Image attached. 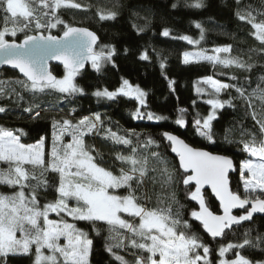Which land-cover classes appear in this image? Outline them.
Returning <instances> with one entry per match:
<instances>
[{"label": "trees", "instance_id": "trees-1", "mask_svg": "<svg viewBox=\"0 0 264 264\" xmlns=\"http://www.w3.org/2000/svg\"><path fill=\"white\" fill-rule=\"evenodd\" d=\"M75 2L81 7L61 8L54 14L49 12L41 22L51 20L54 23V17L59 16L72 27L89 29L99 40L94 51L99 53L103 50L105 55L111 51V59L102 61L99 71L94 69L90 62L84 71L78 73L74 83L83 89V92L74 95L50 91L34 93L15 83L17 80L23 81L15 72L3 69L0 71V80L9 84L5 89L7 95H0V107L5 109L0 112V127L18 134L22 143H35L43 138L47 152L54 132V120L62 121L69 116L79 119L99 114L101 122L98 123L94 134L87 133L84 136L85 145L98 164L114 174H119L122 167L128 168L129 165L118 160L117 154L131 155L133 148L136 149L138 157L149 159V171L143 178V184L136 190L141 203L149 208H167L171 205L173 214L178 212L180 219L190 225L185 231L196 233L210 248L208 259L211 264L218 263L221 246L242 242L245 232H249L248 238L258 246L233 249L231 255L226 256L227 259L234 258L235 251H240L253 262L264 261V240L257 239L264 237V214L253 217L252 220L242 221L226 229L223 236L213 239L202 224L191 216L193 211L198 212L195 201L190 198V193L195 191V188L183 184V177L187 173L180 171L163 135L170 133L193 148L230 158L234 166V170L229 174L230 189L244 196L239 167L247 155L240 142L250 139V134L260 137L259 125L252 119V113L255 111L259 118L261 112V101L253 93L264 89V45L256 40L251 24L240 19L238 14L251 11L258 21L264 19V16L259 15L264 12V0H202L200 8L192 6L196 0ZM108 12L115 13L114 18L101 19V14ZM3 17L4 13L0 11V30L4 26ZM197 24L200 25L199 28ZM8 26L11 28L12 24ZM63 29L64 24H58L56 29L44 27L37 30L33 23L7 40L19 42L26 34L36 33L59 35L63 33ZM164 30H168V36L163 35ZM184 36L194 43L181 39ZM227 46L231 48L230 53L221 57L238 58L241 62L251 65L250 70L235 65L224 67L220 64L213 66L207 62L186 64L182 61L183 53L189 50L210 52L217 47ZM145 56L146 59L142 58ZM51 70L56 77L64 72L58 67H51ZM209 76L232 86L218 96V99L231 103H225L223 108L215 111L216 119L211 122L214 142L198 134L195 125L196 119L210 114V105L199 100L197 93V80ZM124 80L146 93L144 105H141L134 95H118L112 100L94 95L96 91L104 89L116 91ZM237 88L242 89L245 97L251 99L242 98ZM28 107H32L31 112L24 110ZM137 110L141 118L134 116ZM37 112L39 116L36 115ZM148 113L165 119L149 120ZM181 116L185 120L184 126L175 123ZM109 129L118 136L126 137L131 143H115L109 136ZM149 140L153 143L149 144ZM153 152L159 153L168 161L169 168L174 170L171 184L165 183L166 177L159 171L155 158L151 156ZM7 167L6 164L0 163V169L6 170ZM25 167L31 169L29 166ZM154 167L157 168L156 171L152 170ZM45 175L49 185L47 190L40 188L38 191L37 200L40 204L52 202L57 197L58 174L49 171ZM26 183L35 184L36 181L29 180ZM25 190L29 193L30 189ZM14 192L15 189L0 184V194L9 195ZM117 193L127 195V190L122 188L117 190ZM173 193L175 202L172 200ZM203 195L210 211L218 214L217 203L208 193ZM243 213L245 211L235 214L240 216ZM76 226L86 231L88 238L93 242L89 264H120L115 255L124 257L132 264L133 253L144 256V252L128 247L126 239L125 246L113 247L112 252H109L107 247L117 241L109 238L108 225L103 222L95 224L99 234L93 230L90 222H79ZM198 251L203 255L202 249ZM33 261L32 252L29 255L9 254L7 257H0V264H33Z\"/></svg>", "mask_w": 264, "mask_h": 264}, {"label": "snow or ice", "instance_id": "snow-or-ice-1", "mask_svg": "<svg viewBox=\"0 0 264 264\" xmlns=\"http://www.w3.org/2000/svg\"><path fill=\"white\" fill-rule=\"evenodd\" d=\"M193 7H202V0H196ZM81 5L75 0H0V11L4 13L3 28L0 30V63L10 65L18 69L26 78L15 83L32 92H44L53 90L62 94L74 95L82 93L78 85L74 83L75 77L83 68L86 60H90L92 67L100 70L102 61L110 60L112 52L104 54L93 50L96 43L94 33L83 28H75L66 24L59 16H55V22L51 20L41 22L49 12L56 13L61 8H80ZM175 7V5H173ZM240 19L247 20L255 30L256 40L264 45V19L257 20V16L251 11L238 14ZM264 16V12L259 13ZM115 13L101 14V19L114 18ZM12 24L10 28L8 25ZM34 23L35 29L44 27L54 28L58 24H64V38L58 40L54 36L25 35L22 43H10L6 37L16 36L17 31H24ZM199 28L200 25L197 24ZM163 35L168 36V30ZM181 39L194 43L189 37ZM230 46L213 49L215 55H207L204 52L183 54L184 63L193 60H206L213 64L219 63L224 67L235 65L250 70L251 65L241 62L235 57L222 58L220 53H230ZM60 61L65 69V75L58 79L47 68L48 59ZM142 58H147L142 57ZM202 83L209 85L216 94L221 90L232 87L213 79L211 76L203 79ZM7 81L0 80V95H7L5 91ZM240 96L246 100L244 91L236 89ZM14 91V89H13ZM198 92L202 91L197 89ZM98 98L115 99L118 95L135 96V99L144 105L146 93L138 86L133 87L127 80L116 91H96ZM254 96L261 101L259 118L253 111L252 119L259 125L260 137L250 134V139L242 140V150L253 159L243 160L240 164V180L243 184L244 196L234 192L229 187V171L234 170L233 161L221 155H213L190 147L175 135L164 133L165 138L173 145L172 151L179 157V167L184 173L183 184L195 183V191L190 193V198L199 204V212L193 211L191 216L199 221L204 230L213 238L224 235L225 229L233 224L252 220L256 213H264V89ZM213 111L204 118L195 120L198 134L209 141H213L212 121L216 119L215 110L224 107L225 103L218 98L207 101ZM251 107V104H249ZM38 107V105H37ZM31 112L32 107L24 109ZM5 109L0 107V112ZM184 110H181L183 112ZM39 116V112L36 113ZM136 118H141L139 110L134 113ZM149 120H161L164 117L147 114ZM101 117L96 114L93 117H82L77 123L70 119L53 121V147L51 158L46 162L43 138L36 144L21 143L20 136L14 135L11 130L0 127V163L6 164V170L0 169V184L9 187L19 186L21 189L13 195L0 194V257L9 254H25L32 252L35 246V259L33 264H89V256L92 250V240L88 233L78 228L75 224L65 219L50 220L49 212L57 215L61 213L73 220L90 222L93 230L99 234L96 222L108 225L109 238L116 240V244L108 246L112 252L113 247L124 245V239L133 249L147 253L146 256L133 253L135 259L132 264H211L207 259L210 248L204 244L201 238L194 232L185 231L190 225L180 219V214H173L171 205L167 208H149L140 202L136 190L143 184V178L149 171V159L138 157L136 149H132L131 155L117 154V159L128 168H121L119 174H114L96 162V158L85 145L84 136L95 130ZM176 124L185 125L181 116L176 119ZM21 131L22 130H18ZM110 138L119 144L131 143L126 137L118 136L108 130ZM71 136L70 143H63L62 137ZM214 142V141H213ZM149 144L153 141L149 140ZM159 171L166 177L165 183L171 184L174 178V170L168 166V161L159 153L153 152ZM31 166V169L25 167ZM156 171L157 168L152 169ZM57 173L59 176L56 187L57 197L54 201L46 203L43 208L39 207L37 194L40 188L47 190L49 182L47 172ZM247 173V175H245ZM29 180L35 184L26 183ZM135 184V187H134ZM208 185L212 193L220 202L223 215H216L210 211L205 202L201 189ZM24 188L30 189V197L26 196ZM126 189L127 195L117 193L119 189ZM111 190V191H110ZM145 199H149L145 197ZM175 202V194H172ZM74 201L70 206L69 202ZM160 202V201H158ZM251 205L250 208L246 207ZM245 209L244 215L232 214L233 209ZM133 218L131 221L122 217ZM138 218V222L136 221ZM123 230V232L121 231ZM19 233V237L17 236ZM125 233L130 235L125 236ZM249 232H245V238L240 243H228L219 248V256L224 257L233 249H244L246 246L257 247L248 238ZM65 241L60 243L61 239ZM264 240V237H257ZM44 249L48 250L45 255ZM203 250V255L198 251ZM115 255V254H114ZM234 259H222L219 264H264V261H251L240 251H235ZM120 264H129L124 257L115 255Z\"/></svg>", "mask_w": 264, "mask_h": 264}, {"label": "rangeland", "instance_id": "rangeland-1", "mask_svg": "<svg viewBox=\"0 0 264 264\" xmlns=\"http://www.w3.org/2000/svg\"><path fill=\"white\" fill-rule=\"evenodd\" d=\"M53 29H56V27H54ZM64 31H65V29H63ZM62 30V31H63ZM63 31V32H64ZM18 33H20V31H17V34ZM16 34V35H17ZM13 37H15V36H11V35H9V36H7L6 37V39H12ZM187 52H189V53H196V52H204L205 54H207V55H215V53L213 52V50L212 51H210V52H205V51H201V50H189V51H187ZM184 54V53H183ZM220 56H223V55H225V56H227V53H220L219 54ZM222 58H224V57H222ZM182 61L184 62V57H183V55H182ZM198 62H207V63H210L211 65H216V64H219V63H216V64H213V63H211V62H208V61H206V60H199V61H195V60H193L192 62H189V63H198ZM221 65V64H220ZM221 66H223V65H221ZM64 71V70H63ZM65 75V71L63 72V73H61L60 74V76L59 77H57L58 79H62L63 78V76ZM205 78H207V77H205ZM205 78H201V79H199V80H197V85H198V87H197V89L199 88V89H201L202 91H200V92H198L197 91V93H198V97H199V100H202L203 102H206L207 103V101L209 100V99H212V98H218V96L222 93V91L223 90H225V89H223V90H221V92L219 93V94H216L215 92H214V90L209 86V85H207V84H204V83H202V81H203V79H205ZM213 78V77H212ZM213 79H215V78H213ZM215 80H217V79H215ZM219 81V80H218ZM221 82V81H220ZM222 83H224V82H222ZM226 84V83H225ZM45 91H50V92H55V93H59V92H56V91H53V90H45ZM210 107H211V105H210ZM213 111V109H212V107L210 108V112L209 113H211ZM216 111V110H215ZM215 115H216V113H215ZM93 117V116H92ZM94 118V117H93ZM67 119H70V120H72V122L73 123H77L81 118H73L72 116H69V117H67ZM94 132H95V130H93V131H91V132H89V133H92V134H94ZM54 133V132H53ZM53 133H52V135H51V142H50V147H49V149H48V151L46 152V150H45V146H44V153H45V160H46V162L51 158V156H50V153H51V150H52V147H53ZM88 133V134H89ZM14 135H18V134H15V133H13ZM19 136V135H18ZM41 140V139H40ZM39 140V141H40ZM62 140H63V143H65V144H67V143H70L71 142V136L70 135H68V134H65L63 137H62ZM39 141H37V142H39ZM44 141V140H43ZM37 142H35V143H29V144H36ZM22 143V142H21ZM24 144H28V143H24ZM246 155H247V158L246 159H253L254 161H255V158H253V157H250L247 153H246ZM241 164V163H240ZM25 166H29V165H25ZM29 167H31V166H29ZM239 174H240V167H239ZM245 175H247V173H245ZM240 182H241V186H242V189H243V184H242V181L240 180ZM9 188H11V189H15V192H18V191H20L21 189L19 188V186H16V187H9ZM23 191L25 192V194H26V196H29L30 197V190H29V193L28 192H26V190H25V188L23 189ZM111 191V190H110ZM244 191V190H243ZM14 192V193H15ZM14 193H11V194H9V195H13ZM46 203H42V204H40L39 203V207H41V209L43 208V206L45 205ZM69 204H70V206L72 205V204H74V201H70L69 202ZM122 215V217L123 218H125V219H128V218H126V217H124V216H126L125 214H121ZM48 218L50 219V220H57V221H59V220H61V219H65V220H67L69 223H73V224H75V225H77L79 222H86V221H78V220H73L71 217H68V216H65V214H63V213H61L60 215H57L56 213H54V212H49L48 213ZM128 220H130V219H128ZM131 221V220H130ZM136 221L138 222V218H136ZM126 234V236L127 235H130V233H125ZM19 233H17V236L19 237ZM126 243H127V245H128V240L126 239ZM65 241L63 240V238L61 239V241H60V243L61 244H63ZM128 247H130V246H128ZM131 248V247H130ZM124 249H126V248H124ZM133 249V248H132ZM135 250V249H134ZM44 251V253H45V255H48L49 253H48V250L47 249H44L43 250ZM126 251V250H125ZM127 252V251H126ZM145 254L147 255V253H144V256H145ZM32 255H33V259H35V246H32ZM227 255H231V250L229 251V252H227L226 254H225V256L224 257H220V259L218 260V263L217 264H219V262H220V260H222V259H227ZM133 257H134V255H133ZM235 258V257H234ZM234 258H231V259H234ZM134 259H135V257H134ZM207 259H208V257H207ZM209 260V259H208ZM199 264H202V262H199Z\"/></svg>", "mask_w": 264, "mask_h": 264}, {"label": "water", "instance_id": "water-1", "mask_svg": "<svg viewBox=\"0 0 264 264\" xmlns=\"http://www.w3.org/2000/svg\"><path fill=\"white\" fill-rule=\"evenodd\" d=\"M75 28H81V27H75ZM83 29H86V28H83ZM87 30L90 31L89 29H87ZM90 32H92V31H90ZM92 33H93V32H92ZM94 34H95V33H94ZM34 35H36V36H43V37H47V36H49V35H43L42 33H36V34H34ZM51 36L56 37L58 40H63V38H64V32L61 33V34H59V35H51ZM95 36H96V34H95ZM96 38H97V39H96V43L93 45V50L95 49V47L97 46L98 41H99L97 36H96ZM24 39H25V38H24ZM24 39H22V40L19 41V42H15V41H9V42H10V43L15 42V43L19 44V43H22ZM0 59H2V55H0ZM90 62H91L90 60H86L85 63H84L83 68L80 69L79 73L82 72V71H84L85 68L90 64ZM51 67H58V68H60V69H62V70L65 71L63 64H62L60 61H58V60H56V59H54V58H53V59H48V61H47V68H48V70L52 73V75L55 76V74H54V73L52 72V70H51ZM3 69L13 71V72H15V73H16L21 79H23V80L26 79V78L23 76V74L19 72L18 69H14V68H12L10 65L0 63V71H2ZM55 77H56V76H55ZM177 138H178V137H177ZM178 139L182 140L181 138H178ZM167 141H168V140H167ZM168 143H169V146H170V154H171L172 157L176 158L177 165H178V167H179V157L177 156V154H176L175 152L172 151V147H173L172 143H171L170 141H168ZM186 144H187V143H186ZM190 147H191V146H190ZM200 150H202V149H200ZM202 151H206V150H202ZM207 152H208V151H207ZM209 153H210V152H209ZM211 154H213V153H211ZM213 155H217V154H213ZM221 156H222V155H221ZM179 169H180V167H179ZM180 171L183 172L182 169H180ZM230 172H231V170L229 171V174H230ZM229 174H228V175H229ZM189 185H190V186H193V187L195 188V183H194V182L191 183V184H189ZM229 187H230V186H229ZM201 191H202V194H203V193H208V194L211 196V198L217 203L218 208H219V213L216 214V215H223V209L220 207V202H219V200L215 197V194L212 193L210 186L205 185V186L201 189ZM195 203H196V206H197V209H198V212H199V210H200V209H199V204H198L197 201H195ZM250 206H251V205H248V206H246V207H249V208H250ZM242 211H245V209H239V208H237V209H233V210H232V214H233V215H236L235 213H237V212H242ZM214 214H215V213H214ZM244 214H246V213H243L242 215H244ZM263 214H264V213H256V214L253 215V217L263 216ZM236 216H237V215H236ZM235 225H236V224H233V225L231 226V228L234 227ZM225 230H226V229H225Z\"/></svg>", "mask_w": 264, "mask_h": 264}]
</instances>
